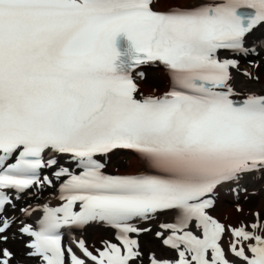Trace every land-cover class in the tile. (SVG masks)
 I'll use <instances>...</instances> for the list:
<instances>
[{"label":"snow or ice","instance_id":"obj_1","mask_svg":"<svg viewBox=\"0 0 264 264\" xmlns=\"http://www.w3.org/2000/svg\"><path fill=\"white\" fill-rule=\"evenodd\" d=\"M157 9V0H0V244L24 239L39 264H143L138 237L151 228L139 224L173 214L155 237L178 259L153 252L149 264H232L225 225L209 210L218 186L264 177V92L247 90L264 73V39L250 43L264 28V0ZM120 33L143 54L127 75L115 74ZM249 56L258 59L242 68L239 57ZM149 63L168 70L172 88L137 98V69ZM126 152L146 172L108 174L111 157ZM54 181L58 206L5 215ZM93 224L115 229L118 243L105 240L94 254L73 239L82 258L64 230ZM230 231L234 257L264 264L260 212ZM13 259L0 248V264Z\"/></svg>","mask_w":264,"mask_h":264},{"label":"bare ground","instance_id":"obj_2","mask_svg":"<svg viewBox=\"0 0 264 264\" xmlns=\"http://www.w3.org/2000/svg\"><path fill=\"white\" fill-rule=\"evenodd\" d=\"M169 1L170 0H157V3L159 6H163L164 4L167 5V3ZM197 2H201V0H184L181 3H183L182 6L185 7V6L195 5ZM258 39L259 40L264 39V28H260L259 30H257L255 32V34L251 37L250 43H254ZM261 55L264 56V52H261ZM239 59L241 60V63H242L241 67L242 68H248L249 66H248L247 61L253 60V59H258V58L253 57V56H249L247 58L239 57ZM157 71L160 74V71L158 68H152L149 71H143L145 73V78L141 79V81L138 82V84L141 85V83L144 82L145 79L147 81L157 82V80L159 78L154 76ZM158 73H156V74H158ZM261 75H262V77H261L262 79L260 78L258 83H249L247 85V90L256 91V92H264V73H262ZM238 79H243V78L238 77ZM121 159H122V156H113V157H111L108 165H110V164H121V162H120ZM129 164L131 165L133 170L135 169V171H144L145 170V167L143 166L142 161L139 159V157L135 156L134 154L131 155V158L129 160ZM258 181H260L261 184L263 185L264 177L259 176ZM30 191H31V189L29 190V192ZM29 192H28V194H29ZM246 192L250 193L249 197L259 196L258 194H256L257 190L254 187H252L251 185H248ZM51 193H52V191L47 192L46 195L43 194L42 198L39 194H37V195H33V193L30 195L27 194L25 196V198L23 200H21L19 205L16 206V208H18V206H20L22 204H24V205L29 204V205H33V206L43 205L45 203L53 204L56 202V199H55L54 195ZM245 195H246V193H241L238 195L239 196L238 199H244V202L238 203L236 205H234V204L229 205L226 203L225 200L223 201L222 205H224V206L221 207V210L219 211V217H221V219L224 221V223L227 226H232L233 224H235V222L237 220L236 219L237 216L240 217L243 215L244 212H249V211H251V209H253L255 212H260L262 217H264V206H263L264 203L262 201H259L260 204L250 205L251 202H248L249 200L245 199ZM220 197L223 199V198H227L228 196L226 194H220ZM238 206L242 210L238 211L237 210ZM40 214H41V212H35L27 222L34 223ZM7 215L8 216L15 215L18 218H22L21 214H20V209H18L15 212H10ZM161 222H174V215H173L172 220H169L167 218H158L155 221L145 223L144 226L150 227L153 225L151 228L152 229L156 228V231H158L159 230L158 224ZM16 230H17V226H16V224H14L10 231L12 233H15ZM112 230L113 229H111L107 225L93 224V225H90L87 228H85V230L83 232V236H84L85 241H87L88 238H89V241L92 240V242L90 244L91 247L100 246L103 241L108 240V239H113V237H114L113 232L114 231H112ZM190 230L193 231V228H191ZM144 237L146 240L149 239L152 242H156V240L158 239L155 237V233L152 230H151V232L144 233ZM0 246L9 247L12 249V251L14 253L13 261L15 262V263L12 262V264H16L21 260L32 261V258L28 257L26 255V253L29 251V249H27L25 247V240L24 239H21V238L10 239L7 243L0 244ZM141 251L143 253V262H146L148 256L150 257V255L153 252L156 254V256L158 258H162V259L167 258V259L172 260L175 257L173 250L170 249V251H168V250L163 251L159 245H157V247H156L154 244H148V246H144L143 248H141Z\"/></svg>","mask_w":264,"mask_h":264},{"label":"rangeland","instance_id":"obj_3","mask_svg":"<svg viewBox=\"0 0 264 264\" xmlns=\"http://www.w3.org/2000/svg\"><path fill=\"white\" fill-rule=\"evenodd\" d=\"M182 1H184V0H170L168 3H167V5H163V6H159L158 5V8H165V7H167V6H170V5H172L173 3H175L176 2V4H181V2ZM158 4V3H157ZM242 64V63H241ZM162 73H163V71H162ZM261 77H262V75H261ZM165 79H166V77H164ZM262 79V78H261ZM142 84V83H141ZM166 85V84H165ZM143 91H149V90H151V88L150 87H148V86H146L145 84L143 85L142 84V86L140 87ZM123 154H125V153H123ZM129 155H124V157H123V159H124V161L119 165V164H117L116 166H115V168H117V166H119L120 168L117 170V169H115V168H112L113 170L115 169V170H117L118 172H132V171H134L133 170V168L131 167V165L128 163V161H129ZM259 185H260V183H258L257 184V188H258V195L259 196H257V197H248L247 198V200H249L248 202H251L250 203V205H255V204H260V202L259 201H262L263 203H264V189H260V187H259ZM229 203V205H230V203H235V201H232V202H228ZM227 203V204H228ZM224 205H222V204H220V207L218 206H216L214 209H212L211 210V213L213 214V215H216V216H218L219 217V211L221 210V207H223ZM264 206V205H263ZM254 216H255V213L251 210L250 212H244L243 213V215L242 216H237V220H236V222H235V224L238 222V221H240V222H243V218H244V220L246 219V220H252V219H254ZM166 217H169V214H167L166 215ZM220 219H221V217H219ZM222 220V219H221ZM223 222V221H222ZM239 222V223H240ZM235 224H233V225H235ZM235 226H237V225H235ZM234 226V227H235ZM230 228H228V231L226 230V232H225V239L227 238H229V236L231 235V231L229 230ZM144 236H142V238H143ZM141 238V239H142ZM143 242H148V241H143ZM143 242H142V244H143ZM224 242H226V240L224 241ZM156 244H158V245H160L159 244V242L156 240ZM143 245H141V247H142ZM230 258H231V260L233 261V263L234 264H243V262L242 261H240L238 258H235V257H233V256H230Z\"/></svg>","mask_w":264,"mask_h":264}]
</instances>
